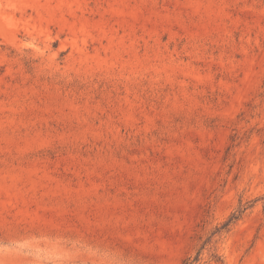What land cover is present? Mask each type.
<instances>
[{
  "label": "rangeland",
  "instance_id": "374dc122",
  "mask_svg": "<svg viewBox=\"0 0 264 264\" xmlns=\"http://www.w3.org/2000/svg\"><path fill=\"white\" fill-rule=\"evenodd\" d=\"M187 257L264 264V0H0V264Z\"/></svg>",
  "mask_w": 264,
  "mask_h": 264
},
{
  "label": "trees",
  "instance_id": "16d2710c",
  "mask_svg": "<svg viewBox=\"0 0 264 264\" xmlns=\"http://www.w3.org/2000/svg\"><path fill=\"white\" fill-rule=\"evenodd\" d=\"M236 218H238V215H233V216H231L230 219L227 220V221L222 225V228L227 227V226L230 224V222H232V220H234V219H236ZM195 260H196V257L193 258V259H189V257H187L186 259H184L183 264H192Z\"/></svg>",
  "mask_w": 264,
  "mask_h": 264
}]
</instances>
